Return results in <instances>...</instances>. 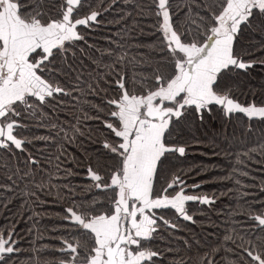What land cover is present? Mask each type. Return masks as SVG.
<instances>
[{
    "label": "snow or ice",
    "instance_id": "snow-or-ice-1",
    "mask_svg": "<svg viewBox=\"0 0 264 264\" xmlns=\"http://www.w3.org/2000/svg\"><path fill=\"white\" fill-rule=\"evenodd\" d=\"M117 3L0 0V151L16 157L14 169L4 165L10 174L0 185V204L9 211L8 205L20 197L25 209L29 201L35 208L45 187L51 191L50 174L47 181H29L35 176L32 169L41 164L29 146L37 139L55 144L59 132L51 140L23 133L67 102L80 105L81 115L74 112L76 123L61 127L63 139L71 144L87 136V144L79 145L80 159L73 160L87 165L90 183L86 190L80 186V196L75 186L62 189L71 202L61 206L60 227L53 229L61 233L60 259L54 264H264V200L247 205L239 234L233 229L225 236V244L234 247L224 249L221 261L215 259L220 247L211 258L181 256L177 245L188 252L200 249L197 239L177 236L183 228L179 220L195 223L186 204L211 205L215 199L188 194V174L175 170L174 163L186 155L191 127L203 125L209 116L231 120L233 114H243L249 133L252 120L264 123V102L242 104L234 98L239 76L264 65V0L137 2L131 7L153 20L155 29L150 51L139 57H129L121 43H114L121 39L118 35H104L107 48L92 37ZM129 19L131 11L110 26L127 30ZM134 27H140L139 20ZM254 36L260 40L247 39ZM49 127L56 130L54 123ZM223 143L226 152L233 147L227 139ZM63 150L61 143L54 154L57 174L67 171L60 167L66 161ZM255 150L234 153L237 163ZM36 151L43 155L45 149ZM52 161L50 156L48 163ZM235 183L243 189L239 179ZM24 215L17 212L0 230V264H24L19 259L24 239L17 232ZM27 222L34 224L35 218ZM33 251L37 258L29 257L28 264H40L39 250Z\"/></svg>",
    "mask_w": 264,
    "mask_h": 264
},
{
    "label": "trees",
    "instance_id": "trees-1",
    "mask_svg": "<svg viewBox=\"0 0 264 264\" xmlns=\"http://www.w3.org/2000/svg\"><path fill=\"white\" fill-rule=\"evenodd\" d=\"M94 2L100 3L101 0H94ZM103 2L106 7L111 4V0H103ZM137 2L143 3L144 0H118L116 6L111 8L102 18L101 27L92 33V37L99 41L102 47L107 48L109 45L105 42L104 35L115 34L121 39L114 41V43H121L123 48L128 50L129 57L146 55L150 51L148 46L153 43L152 32L155 29L152 28L153 20L140 17L137 10L131 7ZM175 2H181V0H174ZM124 4H128L129 7H123ZM129 11H131V19L127 21V30H125L124 25L119 28L110 26L115 19L121 15H126ZM137 20H139L140 27H134ZM106 23L109 26H105ZM247 39L254 42L259 41L260 37L254 36ZM256 47L258 48L259 44ZM129 68L131 73V65ZM238 85L234 93V98L238 102L242 104L256 103L257 105L264 102V65L256 64L246 74H241L238 78ZM83 103L81 101V104ZM74 112L77 117L81 115L80 105L73 107L66 102L64 108L46 113L48 119L43 124L37 125L33 121L31 129L23 133L30 139L48 137L51 140V137L56 136V133L59 132L55 144L45 145L37 139L34 146H29L33 155L38 156L41 162L39 166L32 169L35 176H30L29 181L31 182L33 179L35 181L41 179L47 181L50 174L52 176L51 191L45 187L39 194L40 204L36 205L35 208L29 201L28 209H32L31 211L23 207L24 201L20 197H16L13 203L8 205L9 211H5L3 204H0V230L8 227L14 214L17 212L25 213L23 220L17 227V232L24 239V243L21 245L24 254L19 258L24 264H28L29 257H32L33 261L37 258L33 248L39 250L40 264H54L56 260L60 259L57 249L60 247L59 237L61 233L53 231V229L60 227L61 206H67V203L71 202L66 200L67 193L62 189L65 185L75 186L77 196H80L83 194L79 191L80 186L86 190L90 183L84 171L87 165H78L73 160V156L76 157V160L80 159V153L83 152V149L79 145L81 143L87 144V136L69 144L63 139L64 133L61 131L62 126L66 129L69 124L76 123L73 119ZM53 123L56 124L55 131L49 127ZM80 126L87 131V124L83 121ZM248 126L249 121L243 114H233L231 120L221 119L218 115H213L207 117L203 125L197 124L191 127L189 135L185 137L187 152L179 161L174 162L175 170L183 169V172L188 174L185 178L189 186V194L213 196L215 203L202 205L199 202H188L186 204L189 214L195 217V223L179 220L178 223L183 228L177 233V236L197 239L200 243V249L198 253L196 248L188 252L182 244L177 245V249L183 258L205 254H209V258H211L213 249L220 247L219 255L215 259L218 262L221 261L225 256L224 249L234 247L231 242L225 244V236L231 234L233 229L239 234L242 227L245 226L242 221L248 213L247 205H258L260 200H264V196L260 195V189L264 187V123H261L259 119L252 120L251 133L247 131ZM91 127L95 128L97 125L93 123ZM71 134L69 131L68 135L71 136ZM226 139L228 144L233 146L228 152L225 151L223 143ZM61 143L64 144L62 155L66 157V161L62 162L60 167L62 169L66 167L67 171H61L57 174L54 154L58 152ZM42 148L45 149L43 155L36 151ZM253 148L256 150L251 151L250 156L241 157L243 163H237L234 153L248 152ZM50 156L53 157L52 164L48 163ZM20 159L23 160L24 157L20 156ZM6 163L14 169L16 157H10L0 151V185L7 183L6 177L10 174L8 169L4 167ZM244 172L249 173V175H242ZM237 179L244 185L243 189L236 185ZM193 184H199L201 187L192 189ZM20 186L23 188L22 182ZM245 193L248 194L247 197L244 196ZM8 198L12 199L11 196ZM166 215L175 219L171 212H167ZM33 217L35 223H28L27 221ZM29 228L32 229L31 236L28 234Z\"/></svg>",
    "mask_w": 264,
    "mask_h": 264
},
{
    "label": "rangeland",
    "instance_id": "rangeland-1",
    "mask_svg": "<svg viewBox=\"0 0 264 264\" xmlns=\"http://www.w3.org/2000/svg\"><path fill=\"white\" fill-rule=\"evenodd\" d=\"M258 106H260V105H258Z\"/></svg>",
    "mask_w": 264,
    "mask_h": 264
},
{
    "label": "flooded vegetation",
    "instance_id": "flooded-vegetation-1",
    "mask_svg": "<svg viewBox=\"0 0 264 264\" xmlns=\"http://www.w3.org/2000/svg\"><path fill=\"white\" fill-rule=\"evenodd\" d=\"M189 194V193H188Z\"/></svg>",
    "mask_w": 264,
    "mask_h": 264
},
{
    "label": "water",
    "instance_id": "water-1",
    "mask_svg": "<svg viewBox=\"0 0 264 264\" xmlns=\"http://www.w3.org/2000/svg\"><path fill=\"white\" fill-rule=\"evenodd\" d=\"M7 238V237H6Z\"/></svg>",
    "mask_w": 264,
    "mask_h": 264
}]
</instances>
